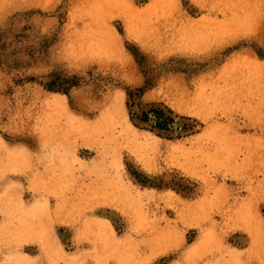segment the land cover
<instances>
[{
    "label": "rangeland",
    "instance_id": "374dc122",
    "mask_svg": "<svg viewBox=\"0 0 264 264\" xmlns=\"http://www.w3.org/2000/svg\"><path fill=\"white\" fill-rule=\"evenodd\" d=\"M262 24L264 0H0V264H264Z\"/></svg>",
    "mask_w": 264,
    "mask_h": 264
},
{
    "label": "trees",
    "instance_id": "16d2710c",
    "mask_svg": "<svg viewBox=\"0 0 264 264\" xmlns=\"http://www.w3.org/2000/svg\"><path fill=\"white\" fill-rule=\"evenodd\" d=\"M49 76L54 77L55 75L50 74ZM31 80L32 78H27ZM80 84L79 77L77 75H69L61 77H56L55 79L43 82L42 85L51 91H58L64 94H68V91L72 87H76ZM147 83L144 81V87L138 88L136 91L138 93L142 92V90L146 87ZM128 97L131 96V93H127ZM167 112V113H166ZM170 110H164L160 106L156 104H151L148 109L142 110L139 114L138 118L140 122L150 124L151 130L157 133L166 132L170 128L173 127L174 119L171 116Z\"/></svg>",
    "mask_w": 264,
    "mask_h": 264
},
{
    "label": "snow or ice",
    "instance_id": "6c2138e0",
    "mask_svg": "<svg viewBox=\"0 0 264 264\" xmlns=\"http://www.w3.org/2000/svg\"><path fill=\"white\" fill-rule=\"evenodd\" d=\"M112 23L115 29L117 30V32L123 36V30H122L121 23L118 20H114ZM261 35H262V39H264V24H262V27H261ZM125 42L128 43V41H125ZM261 212L264 213V208H261Z\"/></svg>",
    "mask_w": 264,
    "mask_h": 264
},
{
    "label": "bare ground",
    "instance_id": "6f19581e",
    "mask_svg": "<svg viewBox=\"0 0 264 264\" xmlns=\"http://www.w3.org/2000/svg\"><path fill=\"white\" fill-rule=\"evenodd\" d=\"M116 44H118V43H116ZM128 132L129 131H126L125 129H119V131H118V134L120 135V136H123V134H127L128 135ZM129 134L131 135V133L129 132ZM134 135V134H133ZM133 135H131V137L133 136ZM134 137V136H133ZM130 140L131 141H133V140H135V139H133V138H130Z\"/></svg>",
    "mask_w": 264,
    "mask_h": 264
}]
</instances>
